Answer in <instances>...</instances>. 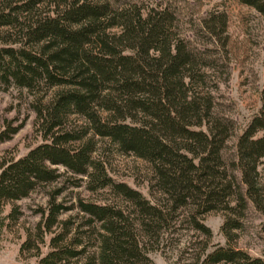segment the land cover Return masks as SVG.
<instances>
[{"label": "trees", "instance_id": "1", "mask_svg": "<svg viewBox=\"0 0 264 264\" xmlns=\"http://www.w3.org/2000/svg\"><path fill=\"white\" fill-rule=\"evenodd\" d=\"M239 1L264 15V0ZM174 22L168 4L0 0V88L29 93L38 136L0 160L2 218L15 222V200L60 182L19 245L34 247V264H150L179 229L190 231L182 264H264L235 244L248 210L264 219V84L225 155L234 125L215 110L212 75L225 13L199 19L209 46ZM14 120L2 121L0 143L22 126ZM112 151L147 164L148 196L109 173ZM68 187L91 197L57 200ZM208 212L221 214L223 243L211 241Z\"/></svg>", "mask_w": 264, "mask_h": 264}, {"label": "rangeland", "instance_id": "2", "mask_svg": "<svg viewBox=\"0 0 264 264\" xmlns=\"http://www.w3.org/2000/svg\"><path fill=\"white\" fill-rule=\"evenodd\" d=\"M168 4L174 9L175 29L195 43L207 42L206 33L199 26V19L208 10H222L226 16V51L216 56V68L212 75L217 81L213 91L215 110L232 120L234 128L224 149L231 155L236 135L241 131L249 116L259 104V89L264 84V15L239 0H115ZM217 55V54H216ZM29 93L22 88L9 86L0 88V126L5 119L23 120L22 126L12 137L0 143V160L16 157L38 140L32 131L33 113L29 108ZM107 168L119 180L147 193V164L132 154L108 152ZM264 160V157L262 158ZM60 182L41 185L27 196L14 201L19 216L15 222L2 218L9 204L0 213V264H34V247L19 252V245L26 232L31 231L38 220L36 208L45 204L48 191ZM91 197L82 187H68L56 199L65 204L74 200V195ZM73 212V210L71 211ZM68 213V212H66ZM65 215V214H63ZM211 229L212 242L223 243L219 231L221 214L208 212L203 216ZM264 219L259 212L248 210L241 228L236 230V246L247 249L264 259ZM172 235V234H171ZM190 231L179 229L167 239L162 250L149 253L150 264H182L186 256ZM44 250V247H41Z\"/></svg>", "mask_w": 264, "mask_h": 264}]
</instances>
